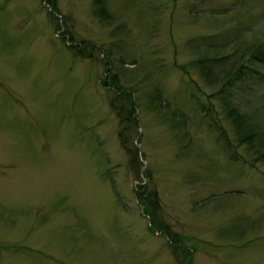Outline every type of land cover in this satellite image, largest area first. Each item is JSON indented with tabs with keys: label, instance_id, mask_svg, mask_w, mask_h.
<instances>
[{
	"label": "rangeland",
	"instance_id": "obj_1",
	"mask_svg": "<svg viewBox=\"0 0 264 264\" xmlns=\"http://www.w3.org/2000/svg\"><path fill=\"white\" fill-rule=\"evenodd\" d=\"M94 1L0 0V264H184L172 233L197 250L186 264H264V161L189 66L235 37L231 15L264 35V0H106L108 21ZM158 91L189 127L152 106ZM233 95L264 122V85ZM140 185L169 235L150 231Z\"/></svg>",
	"mask_w": 264,
	"mask_h": 264
},
{
	"label": "trees",
	"instance_id": "obj_2",
	"mask_svg": "<svg viewBox=\"0 0 264 264\" xmlns=\"http://www.w3.org/2000/svg\"><path fill=\"white\" fill-rule=\"evenodd\" d=\"M105 1L106 0H95L93 3L94 10L96 9L95 13H99L98 18H100L101 21H108L109 19H112L109 10L106 8ZM243 1L245 3V0ZM49 2L52 6L55 5L54 1ZM256 8L257 6L256 4H254L252 11H254V9ZM211 15L217 16L218 14L214 13ZM240 23L241 17H239L238 15H231L229 25L236 24L237 29L234 31L235 37L228 41H223L214 44L212 43L209 45L206 44L203 47L198 48L196 51L193 52L196 58H194V60L189 64V66H191L192 69L194 67V70L197 73V77L204 81L203 83L206 87L214 90V93L209 96L210 99L214 97V99H217L221 103L223 113L235 127V133L236 136H238L240 145H247V152L250 155H252L251 153L256 154V156L252 155V157H254V159L252 160V165L253 167H256L257 163H263L264 161V122L262 120H259L256 116L250 115L248 112H246V110L244 111V109L240 108V106H238L236 102L233 101V88L235 86H238V88H240L242 91H247L248 89H250L251 83H253V85H264V35L261 36V32H253L251 28L245 29V27H241ZM247 32L251 34V37H248L250 35H248ZM202 39L203 38H200L199 40ZM87 48L88 44L84 46V49L81 48V50L76 54V56L81 58H92L91 56H87L88 53L86 52L87 50H85ZM70 51H73V53L77 52V50L74 48H70ZM177 67H179L178 69H181L184 72L185 76L190 79L191 84H194L196 86V90L199 93H202L200 85L197 83L196 78H194V75H192L189 70L190 67L187 68L186 66L179 65H177ZM210 67H214L215 69L219 68L218 73L215 74L212 70L209 69ZM111 78V81H103V86L107 90L113 91L114 94L118 96L122 94L121 92L127 93L126 91L118 87L115 77ZM193 97H196V93L193 95ZM125 99L128 101L127 103L131 104L132 112H134L136 102L132 99L130 94H127ZM151 99V102H153L152 106H158L155 107L156 109L163 107L169 108V110H171L169 112L171 113L170 122L173 123V126L176 125V120L179 127H189L188 116L184 114L183 111H180L178 109H171L169 102H167V105H163V97L161 92L158 91V93L152 96ZM113 103L114 102L110 103L112 105V108L117 110V107H114ZM117 112L121 124L124 125V128L120 130L118 135L122 145L125 146V134L128 130L127 126L129 121H126L122 117L120 111ZM214 120L217 125L218 120L216 119V117ZM174 128L176 127L174 126ZM217 128L220 130V134L223 139H225L229 144L230 141L226 135V131L223 130L224 128L220 124H218ZM235 156L239 162H248L247 159L245 160V158L241 160L238 155ZM138 189L141 190L139 194L141 196L142 202L145 203V206H147L148 209L149 222L151 224L149 226L150 231H152L153 234L156 231H160L162 233L163 231H165L167 235H169V228L162 227L161 225L158 226V223H156L155 221V216L160 210L158 193L155 192L151 196H148V192L142 190V186H140ZM172 236L173 244L172 242H170L169 244V240L167 242L169 246L180 248L182 252L187 254V258H185L184 260V264H186L189 260H191V257L195 254V251L197 252V250H195L193 247H186V242L190 241V237H180L175 233H172Z\"/></svg>",
	"mask_w": 264,
	"mask_h": 264
}]
</instances>
